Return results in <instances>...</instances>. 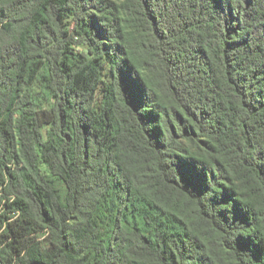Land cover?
I'll return each mask as SVG.
<instances>
[{"label": "trees", "instance_id": "16d2710c", "mask_svg": "<svg viewBox=\"0 0 264 264\" xmlns=\"http://www.w3.org/2000/svg\"><path fill=\"white\" fill-rule=\"evenodd\" d=\"M0 264H264V0H0Z\"/></svg>", "mask_w": 264, "mask_h": 264}, {"label": "rangeland", "instance_id": "374dc122", "mask_svg": "<svg viewBox=\"0 0 264 264\" xmlns=\"http://www.w3.org/2000/svg\"><path fill=\"white\" fill-rule=\"evenodd\" d=\"M106 228L109 229V225H107Z\"/></svg>", "mask_w": 264, "mask_h": 264}]
</instances>
